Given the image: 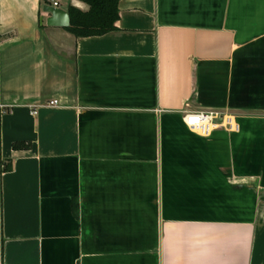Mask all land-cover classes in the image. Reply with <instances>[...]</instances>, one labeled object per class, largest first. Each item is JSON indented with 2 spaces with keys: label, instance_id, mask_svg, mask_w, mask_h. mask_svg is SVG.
<instances>
[{
  "label": "crops",
  "instance_id": "0c3cea01",
  "mask_svg": "<svg viewBox=\"0 0 264 264\" xmlns=\"http://www.w3.org/2000/svg\"><path fill=\"white\" fill-rule=\"evenodd\" d=\"M55 1L88 8L0 0V264H264V0H121L88 37Z\"/></svg>",
  "mask_w": 264,
  "mask_h": 264
},
{
  "label": "trees",
  "instance_id": "16d2710c",
  "mask_svg": "<svg viewBox=\"0 0 264 264\" xmlns=\"http://www.w3.org/2000/svg\"><path fill=\"white\" fill-rule=\"evenodd\" d=\"M51 2V0H45ZM87 4V9L70 4L67 11L71 23L67 29L77 37L100 36L117 29L116 23L120 17L119 4L121 0H79ZM58 2V1H57ZM60 5V2H58ZM15 149L29 148V145L15 143ZM12 168L6 165L4 171Z\"/></svg>",
  "mask_w": 264,
  "mask_h": 264
},
{
  "label": "built area",
  "instance_id": "2783aa9c",
  "mask_svg": "<svg viewBox=\"0 0 264 264\" xmlns=\"http://www.w3.org/2000/svg\"><path fill=\"white\" fill-rule=\"evenodd\" d=\"M55 6H58V2H54ZM50 105H57L56 99L49 102ZM220 120V123H218ZM185 121L187 125L194 130L199 131L204 135H208L211 131L220 124L225 126L229 130H238L239 124L235 116L229 112L220 110H199L189 112L185 115Z\"/></svg>",
  "mask_w": 264,
  "mask_h": 264
},
{
  "label": "water",
  "instance_id": "95a60500",
  "mask_svg": "<svg viewBox=\"0 0 264 264\" xmlns=\"http://www.w3.org/2000/svg\"><path fill=\"white\" fill-rule=\"evenodd\" d=\"M44 11L48 13L46 22L49 26L68 27L71 23L70 14L64 8L47 4Z\"/></svg>",
  "mask_w": 264,
  "mask_h": 264
}]
</instances>
